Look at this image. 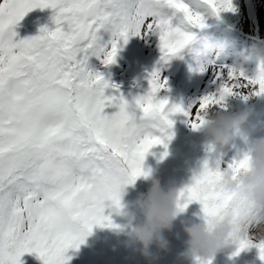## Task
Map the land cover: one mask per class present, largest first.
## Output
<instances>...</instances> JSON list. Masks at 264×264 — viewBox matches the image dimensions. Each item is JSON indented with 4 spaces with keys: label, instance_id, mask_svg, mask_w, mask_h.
Segmentation results:
<instances>
[{
    "label": "snow or ice",
    "instance_id": "1",
    "mask_svg": "<svg viewBox=\"0 0 264 264\" xmlns=\"http://www.w3.org/2000/svg\"><path fill=\"white\" fill-rule=\"evenodd\" d=\"M164 4L184 13L173 26L156 7ZM215 11L230 10L232 0H206ZM52 8L55 27L16 40L12 26L34 8ZM186 21V23H185ZM158 30L162 59L185 49L202 28L200 14L184 0H3L0 3V264H23L24 253H36L43 264H67L69 248H77L94 225L117 227L104 214L120 206L125 183L143 175L146 154L170 137L173 113H183L193 129L202 126V111L222 105L238 89L264 93V64L254 77L230 71L215 93L204 95L196 108L157 99L165 87L158 70L150 74V90L129 104L122 96L105 97L103 75L88 64L90 56L107 65L115 61L119 41L129 34ZM101 30L110 33L104 41ZM222 75V74H221ZM115 102L118 111L104 113ZM194 109V110H193ZM160 135H154L155 131ZM59 138L71 145L69 161L54 173H40L36 148ZM244 155L228 170L209 167L207 160L181 190V211L197 200L206 216L236 215L235 194L220 190V177L233 178L248 164ZM238 240L236 252L250 246ZM264 259V240L256 245ZM199 264V261H198ZM211 264V260L207 262Z\"/></svg>",
    "mask_w": 264,
    "mask_h": 264
},
{
    "label": "rangeland",
    "instance_id": "2",
    "mask_svg": "<svg viewBox=\"0 0 264 264\" xmlns=\"http://www.w3.org/2000/svg\"><path fill=\"white\" fill-rule=\"evenodd\" d=\"M194 1L193 6L186 0L184 3L190 10L200 14L204 22L203 18L209 12L208 8L206 9L207 5L205 3L201 7L202 3L199 0ZM2 2L3 0H0V3ZM232 5L233 8L230 10L211 12V19L207 20V25L202 28H191L195 36H199L200 34L196 35V32L202 30L201 34L225 41L226 47L231 44L226 48L227 51L221 53L218 60L209 57L203 59L198 56L197 50L191 55L186 49L181 54L164 60L160 49L159 32L147 30V25L139 35L130 33L127 42L119 41L113 63L105 65L102 58L90 56L89 67L101 73L108 81L104 96H122L132 104L137 96H143L150 90V74L158 70L160 79L166 80V84L156 93V98H167L170 105L178 104L187 110L204 95L215 93L221 80L226 79L230 71L243 72L247 77H254L259 67L264 64V0H232ZM172 11L162 9L165 18H170L173 26L180 25L184 13L177 9ZM54 12L52 8L39 7L27 12L12 26V30L17 34L15 39L22 40L35 36L44 26L54 28L52 20ZM174 12L177 16L183 15L181 20L173 19ZM225 15H229V20ZM101 35L104 41L110 39V33L101 30ZM249 89H243V94L236 91L226 96L222 102L223 111L238 112L248 109L250 115L234 139L219 151L206 141L202 129L191 127L189 118L182 112L171 114L169 118L173 125L167 130L171 138L164 136L162 144L152 146L143 163V168L149 175L146 177L141 175L133 183L122 186L120 206L122 208L132 206L139 194L146 192L151 186L152 175L157 176L163 185L175 182L184 187L192 182L194 173L202 168L205 160L210 168L226 171L230 163L243 158L248 152L251 140L264 136V93L259 95L255 91L249 93ZM118 110L115 102L106 101L103 111L111 115ZM154 135H160L159 131H155ZM105 204L104 214L110 216L112 222L123 217L113 212V207L107 206L111 204L110 201H106ZM137 208L142 216L138 203ZM203 214L199 201L193 200L188 203L178 214L171 230L164 231L165 239L168 241L167 247L161 249L154 241L150 251L145 250L142 244L139 247L135 236L132 235L129 222L126 224L127 227L121 223L110 228L94 225L77 248H69L66 251L65 255L71 257L67 264H143L142 262L147 260L149 264H198V261L187 259L181 254L187 249L188 236L184 231L185 226L191 222H201ZM132 223L134 224L135 220ZM117 231H121L124 236L114 238L112 234H117ZM179 239L180 244L174 242ZM251 241L250 246L238 253L237 248L231 252L218 253L211 259V264H264V259H261L260 250L256 246L261 240ZM20 259L23 264H43V260L34 252H26Z\"/></svg>",
    "mask_w": 264,
    "mask_h": 264
},
{
    "label": "clouds",
    "instance_id": "3",
    "mask_svg": "<svg viewBox=\"0 0 264 264\" xmlns=\"http://www.w3.org/2000/svg\"><path fill=\"white\" fill-rule=\"evenodd\" d=\"M156 7L162 11L166 6L157 3ZM224 44L223 40L201 34L195 36L185 49L194 52L199 46L200 53L206 57L210 52H218ZM183 50L171 57L181 54ZM237 91L244 93L243 89ZM248 92L251 93V89ZM198 105L199 100L194 102L192 107L196 108ZM222 108L223 105L206 107L201 113L204 122L197 129L203 130L206 141L217 151L234 139L250 115L248 109L227 112L221 110ZM71 152V145L59 138L45 140L35 150L38 171L42 174L54 173L63 168L69 161ZM245 155L249 157L246 168L235 178L225 173L219 182L221 191L237 196L236 215L215 217L203 214L201 222L187 224L184 228L188 236L187 249L181 254L185 258L199 261V264H207L218 253L231 252L237 248L240 238L264 240V136L251 140ZM151 181L148 190L141 192L137 198L142 213L138 222L132 223L135 215L127 208H112L113 212L128 220L135 238L148 251L154 241L161 249L167 247L168 241L164 231L171 230L173 222L181 212L178 205L181 203V190L185 187L175 182L163 185L155 175L151 176Z\"/></svg>",
    "mask_w": 264,
    "mask_h": 264
},
{
    "label": "bare ground",
    "instance_id": "4",
    "mask_svg": "<svg viewBox=\"0 0 264 264\" xmlns=\"http://www.w3.org/2000/svg\"><path fill=\"white\" fill-rule=\"evenodd\" d=\"M203 3L201 4V7L203 6V5H205V3H206V0H201ZM206 5H207V7H206V9L209 7V9H211V7L206 3ZM208 9V10H209ZM210 15V13L208 12L205 16H204V18L203 19H207L208 18V16ZM225 18L226 19H228L229 20V15H225ZM205 20H204V22H203V25H206L207 24V21L205 22Z\"/></svg>",
    "mask_w": 264,
    "mask_h": 264
}]
</instances>
